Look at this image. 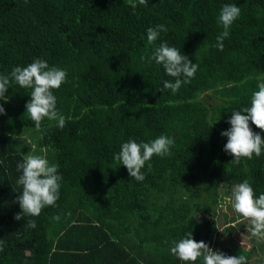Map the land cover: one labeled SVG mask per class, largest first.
I'll list each match as a JSON object with an SVG mask.
<instances>
[{"label": "trees", "instance_id": "16d2710c", "mask_svg": "<svg viewBox=\"0 0 264 264\" xmlns=\"http://www.w3.org/2000/svg\"><path fill=\"white\" fill-rule=\"evenodd\" d=\"M225 4L241 14L220 51L213 45ZM161 24L167 31L148 45L147 29ZM163 42L198 65L175 94L163 89L175 78L140 59ZM36 59L67 72L53 90L66 125L45 119L36 130L25 111L31 89L12 83L7 100L0 98V264H188L170 248L191 232L226 255L257 252L264 264V239L253 237L260 245L250 250L236 240L248 221L225 216L230 233L222 237L215 218L224 187L247 180L257 198L264 193V151L237 163L221 135L262 82L235 84L234 71L264 66V0H148L135 11L126 0H0V75ZM33 132L49 163L59 165V198L17 221V163L26 156L19 138ZM160 135L174 138L172 155L146 162L144 181L118 166L123 142Z\"/></svg>", "mask_w": 264, "mask_h": 264}, {"label": "clouds", "instance_id": "9594fccd", "mask_svg": "<svg viewBox=\"0 0 264 264\" xmlns=\"http://www.w3.org/2000/svg\"><path fill=\"white\" fill-rule=\"evenodd\" d=\"M126 2L133 11L138 5L148 4V0H126ZM240 14L241 9L235 4H225L222 7L217 23L222 26L223 31L217 36V42L213 47L223 50V41L229 37V29ZM161 31H167L165 25L149 27L147 44L154 45ZM140 59L149 63L155 61L156 64L163 66L168 76L175 78L174 82L166 80L163 84V89H170L173 94L183 84L190 83L198 70V65L187 55L181 54L179 49L170 47L166 42L154 47L150 56L142 55ZM66 78V70L55 66L49 67L45 60L36 59L25 67H13L8 75H0V98L7 100L6 93L12 83L21 88L31 89V98L25 105V111L34 122L36 130L41 129L45 119L55 121L56 126L63 129L66 119L57 110L53 90L59 89ZM2 114H5V109L0 104V115ZM227 122L230 127L221 132L222 136L227 137L223 150L237 163L241 158L251 159L253 154L259 157L264 151V138L260 134L264 132V81L258 84V91L252 93L250 106L233 111ZM250 122L260 129V132H254ZM28 143L30 144L31 141ZM174 145V138L166 135H160L150 142L137 143L135 140H129L121 144L120 151L115 154L114 159L118 166L123 165L127 169L131 178L142 182L145 180V175L141 169L146 162H150L153 156L161 158L171 156V148ZM58 168V164H50L41 155L29 154L24 157L23 162L17 163V171H22V174L16 184L22 187V194L16 198L21 212L15 214L14 219L19 221L25 216H39L45 207L56 205L62 180ZM148 168H151L150 163ZM230 203L233 210L250 224L251 235L264 239V193L257 198L252 186L245 180L232 188ZM53 219L58 221L60 217L55 216ZM28 225L35 228V220H29ZM173 245L170 248L171 254L188 264H194L199 258H202V264H247L245 256H232L219 250L214 251L203 240L193 239L192 232L187 238L178 242L173 241Z\"/></svg>", "mask_w": 264, "mask_h": 264}, {"label": "rangeland", "instance_id": "374dc122", "mask_svg": "<svg viewBox=\"0 0 264 264\" xmlns=\"http://www.w3.org/2000/svg\"><path fill=\"white\" fill-rule=\"evenodd\" d=\"M234 83L235 84H242L243 86H247L249 85L251 82L253 81H264V66L261 64H255L252 63L251 64V68L250 67H241L238 68L234 71ZM37 135L36 132L33 133H28L26 134L24 137H20L19 141H21L22 143H24V153L26 155H41L44 156L46 159L48 158V154H46V150L45 148H40L37 145ZM28 141H31V143L29 144ZM232 187H224L222 189V192H227L226 196H224V201L222 202L221 205H219L217 207V211H216V220L218 222V226L219 228L223 231H221L220 229V236L224 237L227 233H230V230H226L223 229L224 226H226V218L227 217H232L233 215H237L238 214L233 210L231 203H230V197H231V191H232ZM229 191V192H228ZM235 212V214H234ZM240 218V217H238ZM242 220H244L243 218H241ZM232 225L234 224H238L237 223V217H236V222H232ZM248 232H243V231H238L237 236H236V240L239 243V245L241 247L246 248L247 250L252 249L255 244H259V242H256L255 240H253V236L251 235L250 232V227L247 230ZM255 238V237H254ZM257 240H262V239H258ZM233 256H237L236 254H234ZM261 257V254H258L257 252H253L251 256L247 257V264H258V259ZM264 259V257H263ZM260 264V263H259Z\"/></svg>", "mask_w": 264, "mask_h": 264}]
</instances>
